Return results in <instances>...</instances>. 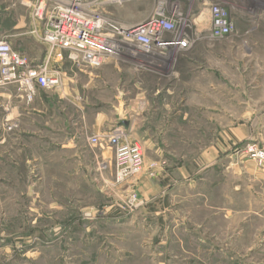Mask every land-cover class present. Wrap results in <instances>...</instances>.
<instances>
[{
	"label": "rangeland",
	"instance_id": "rangeland-1",
	"mask_svg": "<svg viewBox=\"0 0 264 264\" xmlns=\"http://www.w3.org/2000/svg\"><path fill=\"white\" fill-rule=\"evenodd\" d=\"M167 1L189 19L183 30L196 40L190 50L124 49L115 64L103 66L122 72L97 85L67 63L65 98L41 90L29 100L18 85L6 84L37 110L23 123H6L0 144V264H264V0ZM213 2L235 22L222 38L210 36ZM155 4L134 0L108 10L132 12L138 22ZM3 13L0 22L8 26L32 24L37 37L44 29L28 0H0ZM133 68L155 70L139 78L163 85L174 84L178 71L185 119L172 115L173 101L160 124H136L134 131L94 124L86 100L111 106L112 85L127 82ZM117 126L145 153L144 169L120 185L112 147L91 141ZM179 167L190 171L189 180L177 176ZM132 190L143 200L134 210L126 202Z\"/></svg>",
	"mask_w": 264,
	"mask_h": 264
},
{
	"label": "built area",
	"instance_id": "built-area-1",
	"mask_svg": "<svg viewBox=\"0 0 264 264\" xmlns=\"http://www.w3.org/2000/svg\"><path fill=\"white\" fill-rule=\"evenodd\" d=\"M134 0H28L35 22L44 29L39 40L67 52L69 63L81 71L102 68L118 59L124 49L136 55L174 49L190 50L196 40L183 29L191 26L180 5L156 0L153 13L138 22H125L108 10L109 5H124ZM209 32L222 38L235 30V22L222 3H209ZM183 30V31H182ZM36 32V31H34ZM52 53L40 63L15 49L11 41L0 38V84H16L31 100L37 87L47 90L63 86V70L51 61ZM122 126L91 138L94 144L104 141L114 151L115 183L120 185L136 177L145 166V153L139 142L126 140ZM127 206L134 210L143 200L135 190L128 195Z\"/></svg>",
	"mask_w": 264,
	"mask_h": 264
},
{
	"label": "crops",
	"instance_id": "crops-1",
	"mask_svg": "<svg viewBox=\"0 0 264 264\" xmlns=\"http://www.w3.org/2000/svg\"><path fill=\"white\" fill-rule=\"evenodd\" d=\"M112 13L125 22H135L134 20L131 21L132 19H135V17H133L135 14H133L132 12L126 13L128 15L123 14L124 16H119V12ZM0 16H3L0 18L6 17V13L1 14ZM2 37L8 38L11 41L13 47L26 54L33 63L42 62L44 59H46V57H48L50 53L54 51L53 50L48 52L46 50L48 47L45 44L41 43L39 38L35 36L34 29L32 30V24L28 25L25 24V22L16 23L14 27L0 22V38ZM176 50L181 51L180 49H174L169 52V55H172L173 51ZM63 53H65V51L56 49L54 56L53 54L51 56V60L56 62L60 67L65 66V64L69 63L67 55H63ZM160 54L163 55L162 53ZM115 62H117V59H113L111 62L107 63V65L115 64ZM115 66L111 69L102 67L100 69H95L92 71L77 70L73 73L74 75L89 77V82H92L94 80L97 85L104 82L103 78L105 75H118L120 74V72H122L121 68ZM146 70H149V72H151V76H155L157 74V72L153 69L141 70L133 68L128 70L127 74L129 78L127 82L121 81L117 85H112V91L116 92V95L112 96V98L115 100L117 99V101L111 104V106L106 108L99 107L98 105L92 106L86 100V104L84 106L85 109L94 110V124H110L111 126L122 124L132 125L131 130L133 131L136 124H160L163 123V107L174 108L175 102L176 110L172 115L175 117L179 116L181 117V119H185V116L180 115L181 110L178 109V100L183 101L184 97L180 94L184 92V85L182 83L183 80L180 79V73L178 71L174 73V84L163 85V83H159L154 79H151L150 83L148 82L149 80L147 78H145L144 80L140 79V75L148 74L146 73ZM69 80L72 81L73 77ZM41 90L49 91L42 87H37L38 93ZM53 91L57 92L60 98H65L67 96V91L64 86ZM17 92L18 91H16V89H13V87L11 88L8 85L0 84V144L5 141L4 133L6 132V123L14 121L23 123V120L25 119V113L30 112V110H37V108L34 107V102L32 103L31 107H28L27 105L29 104L26 103L23 95H18ZM166 100H172V102H175H165ZM8 103H10V105L12 106H9V108L7 109L6 106ZM176 173L178 177L184 180H189L191 177L190 171L185 167H179L176 170ZM141 177L142 176H140V179L138 180L143 181L144 179H141ZM138 183L139 181L137 182V185ZM170 186L171 184H169V182L165 185L163 184V196H165L169 192ZM164 209L167 211L168 207L165 206Z\"/></svg>",
	"mask_w": 264,
	"mask_h": 264
}]
</instances>
